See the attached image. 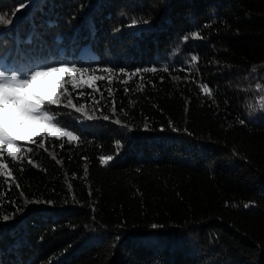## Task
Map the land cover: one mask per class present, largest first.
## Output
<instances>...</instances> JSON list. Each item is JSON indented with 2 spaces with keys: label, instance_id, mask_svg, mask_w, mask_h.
I'll return each instance as SVG.
<instances>
[{
  "label": "trees",
  "instance_id": "obj_1",
  "mask_svg": "<svg viewBox=\"0 0 264 264\" xmlns=\"http://www.w3.org/2000/svg\"><path fill=\"white\" fill-rule=\"evenodd\" d=\"M0 14V70L104 77L65 85L82 112L53 108L77 141L2 157L0 264H264V0H0Z\"/></svg>",
  "mask_w": 264,
  "mask_h": 264
},
{
  "label": "snow or ice",
  "instance_id": "obj_2",
  "mask_svg": "<svg viewBox=\"0 0 264 264\" xmlns=\"http://www.w3.org/2000/svg\"><path fill=\"white\" fill-rule=\"evenodd\" d=\"M137 22L135 19L132 21L133 24ZM0 23H11V21L0 14ZM143 23H148V21L145 20ZM191 35L193 38L199 36L198 33ZM188 38V36L184 37L185 40ZM28 43H31V39ZM196 59L192 57L193 61ZM104 71L111 72L112 70L104 69ZM143 71L155 72L156 69H143ZM89 72L88 68H77L64 63L59 66H51L47 63L36 64L33 69L27 71L9 69L5 65L0 70V157L6 153L12 161H15L17 154L22 150V145L18 142L36 143L35 137L42 138L39 143L40 148H45L43 138L46 137H66L69 143L77 141L78 136L60 125L57 118L59 114L53 111V108L63 106L70 107L78 113L82 112L84 105L77 107L71 98L67 99L66 103H62L61 97L65 94L71 96L65 87L67 84H70L73 90L84 86L92 88L96 81L104 79L103 76L90 75ZM65 76L67 79L64 78ZM201 87L206 94H211L207 85ZM257 91L264 92V86L257 85ZM109 94H111L110 90ZM259 104L261 108H264V97L261 98ZM87 119H92V116H87ZM60 147L63 145L61 144ZM27 151L32 152L34 149L28 148ZM100 159L102 163L107 164L112 157H101ZM27 162L33 163L30 157ZM7 169L8 164L0 160V177L5 174L11 175ZM5 183L6 181L0 179V187H3ZM17 187H19L18 184ZM37 203L50 204L51 202L38 201ZM248 206L245 205V207ZM9 219L8 215L3 216L4 221ZM156 227L158 226L153 225V228Z\"/></svg>",
  "mask_w": 264,
  "mask_h": 264
},
{
  "label": "rangeland",
  "instance_id": "obj_3",
  "mask_svg": "<svg viewBox=\"0 0 264 264\" xmlns=\"http://www.w3.org/2000/svg\"><path fill=\"white\" fill-rule=\"evenodd\" d=\"M36 138H41V137H35L34 139H36ZM46 138H56V137H46ZM60 138H65V139H67L66 137H60ZM60 138H56V139H60ZM44 139V138H43ZM29 143V142H27V141H19L18 143ZM4 155H6V153L4 154ZM0 160H2V157H0Z\"/></svg>",
  "mask_w": 264,
  "mask_h": 264
}]
</instances>
